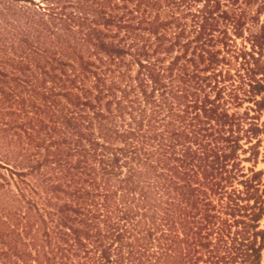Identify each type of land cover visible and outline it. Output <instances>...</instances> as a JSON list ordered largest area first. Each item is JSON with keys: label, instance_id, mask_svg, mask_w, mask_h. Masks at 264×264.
<instances>
[{"label": "trees", "instance_id": "16d2710c", "mask_svg": "<svg viewBox=\"0 0 264 264\" xmlns=\"http://www.w3.org/2000/svg\"><path fill=\"white\" fill-rule=\"evenodd\" d=\"M4 116L0 264H264V0H0Z\"/></svg>", "mask_w": 264, "mask_h": 264}, {"label": "rangeland", "instance_id": "374dc122", "mask_svg": "<svg viewBox=\"0 0 264 264\" xmlns=\"http://www.w3.org/2000/svg\"><path fill=\"white\" fill-rule=\"evenodd\" d=\"M35 1L37 2L38 0H35ZM25 5L29 6V4L22 3V6H25ZM5 86L6 85H4V87ZM13 119L19 120V119H25V117L4 116V117H0V122L2 120L3 121H10ZM1 127H0V151L3 148H7V146H9V148H13V147L17 146V144H18L17 142L19 139L21 140L23 146L26 148V142L27 141L24 138V134L19 129L14 128V126H13L11 130L9 129V131H3V129ZM4 141L6 144L4 143ZM8 141H10L11 144H9ZM30 150H32V149H30ZM0 160H2L1 156H0ZM3 162L5 163L6 161L2 160V162L0 164L3 167V168H0V175L4 176V177H8V175H10V174H9L7 169H10V168L5 166V164ZM257 168L258 169L262 168V165H258Z\"/></svg>", "mask_w": 264, "mask_h": 264}]
</instances>
